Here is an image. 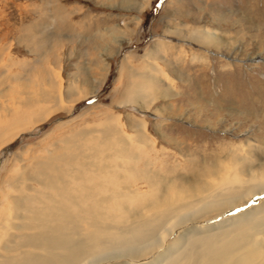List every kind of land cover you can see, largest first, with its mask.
<instances>
[{
    "label": "rangeland",
    "instance_id": "1",
    "mask_svg": "<svg viewBox=\"0 0 264 264\" xmlns=\"http://www.w3.org/2000/svg\"><path fill=\"white\" fill-rule=\"evenodd\" d=\"M143 1L0 0L1 99L9 105L11 95L33 91L46 79L68 105L0 146V217L9 207L5 195L16 194L9 180L19 177L21 167L31 171L64 139L101 128L110 118L130 140L128 120L147 123L153 168L169 178L177 173L184 180H209L211 167H229L230 155L243 165L264 163V0H148L135 10ZM166 27L207 30L217 43L168 35ZM148 64L159 72L147 70ZM126 65L161 80L147 110L118 106L130 81ZM83 78L97 84L95 92ZM32 113L11 125H31L41 110ZM11 125L1 139L10 137ZM136 150L148 154L144 147ZM263 198L251 197L231 214Z\"/></svg>",
    "mask_w": 264,
    "mask_h": 264
},
{
    "label": "bare ground",
    "instance_id": "2",
    "mask_svg": "<svg viewBox=\"0 0 264 264\" xmlns=\"http://www.w3.org/2000/svg\"><path fill=\"white\" fill-rule=\"evenodd\" d=\"M164 33L209 47L217 43L207 30L166 27ZM127 68L130 81L118 106L137 104L147 110L158 97L161 80ZM146 69L159 72L153 64ZM96 85H89L92 92ZM35 88L11 95V105L0 91V146L68 106L46 79ZM35 108L41 113L31 125H13L10 137L1 139L7 126ZM114 119L73 133L31 171L21 167L19 177L10 178L16 194L5 195L9 207L0 217V264H140L144 258L141 264H264V198L231 214L264 193L263 162L243 165L229 154V167H211L205 175L209 180H184L177 173L169 178L153 168L147 123L129 119L130 140Z\"/></svg>",
    "mask_w": 264,
    "mask_h": 264
}]
</instances>
